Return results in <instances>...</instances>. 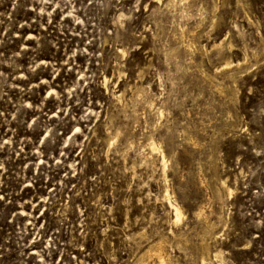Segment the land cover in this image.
Listing matches in <instances>:
<instances>
[{
	"label": "rangeland",
	"instance_id": "374dc122",
	"mask_svg": "<svg viewBox=\"0 0 264 264\" xmlns=\"http://www.w3.org/2000/svg\"><path fill=\"white\" fill-rule=\"evenodd\" d=\"M158 241L264 264V0H0V264Z\"/></svg>",
	"mask_w": 264,
	"mask_h": 264
},
{
	"label": "bare ground",
	"instance_id": "6f19581e",
	"mask_svg": "<svg viewBox=\"0 0 264 264\" xmlns=\"http://www.w3.org/2000/svg\"><path fill=\"white\" fill-rule=\"evenodd\" d=\"M196 48H198V47H196ZM230 64H231V62H226V65L225 66H230ZM150 146H151L152 150L157 149L156 148V144L154 142H151L150 143ZM169 191L170 190H167L166 197H167V199L169 201L170 207L174 210V213H175V222H180L184 218V213L181 210V207L177 203L173 202L172 201L173 199L171 200V196H170V192ZM166 197L164 199H166ZM202 209H203V207H202ZM202 209H200V211L198 212V216H202V215L205 214L204 213V210H202ZM147 255L149 257H153L154 255L158 256L159 259H160V262L162 264H173L172 261L169 259L166 251H165V244H164L163 241H158V242L154 243L150 248H148L143 253L142 258H145ZM141 262H142V260H141Z\"/></svg>",
	"mask_w": 264,
	"mask_h": 264
},
{
	"label": "snow or ice",
	"instance_id": "6c2138e0",
	"mask_svg": "<svg viewBox=\"0 0 264 264\" xmlns=\"http://www.w3.org/2000/svg\"><path fill=\"white\" fill-rule=\"evenodd\" d=\"M79 131V130H78Z\"/></svg>",
	"mask_w": 264,
	"mask_h": 264
}]
</instances>
